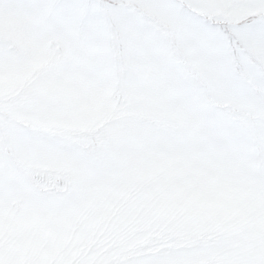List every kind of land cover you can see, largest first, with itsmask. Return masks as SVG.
Segmentation results:
<instances>
[{
  "label": "snow or ice",
  "instance_id": "6c2138e0",
  "mask_svg": "<svg viewBox=\"0 0 264 264\" xmlns=\"http://www.w3.org/2000/svg\"><path fill=\"white\" fill-rule=\"evenodd\" d=\"M0 264H264V0H0Z\"/></svg>",
  "mask_w": 264,
  "mask_h": 264
}]
</instances>
